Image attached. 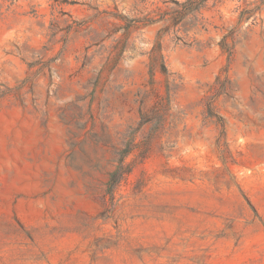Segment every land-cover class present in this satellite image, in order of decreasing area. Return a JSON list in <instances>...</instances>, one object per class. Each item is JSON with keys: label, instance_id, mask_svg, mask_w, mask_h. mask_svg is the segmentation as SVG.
<instances>
[{"label": "rangeland", "instance_id": "374dc122", "mask_svg": "<svg viewBox=\"0 0 264 264\" xmlns=\"http://www.w3.org/2000/svg\"><path fill=\"white\" fill-rule=\"evenodd\" d=\"M0 264H264V0H0Z\"/></svg>", "mask_w": 264, "mask_h": 264}]
</instances>
